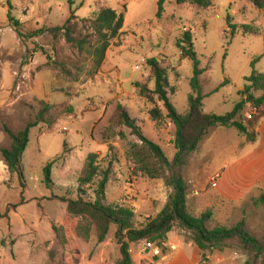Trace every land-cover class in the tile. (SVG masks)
<instances>
[{
    "label": "rangeland",
    "instance_id": "obj_1",
    "mask_svg": "<svg viewBox=\"0 0 264 264\" xmlns=\"http://www.w3.org/2000/svg\"><path fill=\"white\" fill-rule=\"evenodd\" d=\"M157 1L71 0L69 6L68 0H0V149L11 143L3 127L18 133L37 121L42 104L49 106L47 119L54 121L50 126L38 123L30 130L21 160L23 178L11 175L0 155V264H115L121 259L114 225L101 243L94 226L85 239L76 231L80 222L67 218L66 206L58 200L78 198L77 180L89 154L97 155L99 170L92 185L83 188V199L94 200L101 173L109 168L106 204L132 209L136 228L162 210L171 193L164 181L169 173L119 123L116 106L120 104L142 134L159 145L169 161L173 159L172 121L165 117L162 103L156 97L141 96L135 84L153 89L147 61L157 59L167 73L171 105L178 115L187 113L192 64L176 47L183 32L192 33L200 67L205 69L203 109L207 113L222 116L234 109L253 60L258 59L255 71L264 75V9L255 8L249 0H212L207 9L166 0L158 18ZM123 5V28L110 42L97 70L84 51L48 32L41 33L62 26L73 11L77 18L72 22L74 38L90 46L95 37L82 20L91 18L97 6L121 12ZM228 16L231 24H248L259 33L244 34L238 29L231 37ZM142 59L146 64L136 70ZM69 107L74 114L66 113ZM155 108L162 114L157 121L149 115ZM218 130L209 144L213 154L206 153L205 135L177 170L187 186L188 212L199 217L210 211L209 230L244 221L246 231L264 243V209L254 207L250 199H215L211 192L216 173L241 151L242 136L237 130ZM48 163L52 164L51 188L43 184ZM142 165L156 177L141 174ZM201 189L204 195L194 194ZM190 242L187 232L173 228L158 247V256L146 247L147 241L130 244L129 255L132 264H158L172 247L185 248ZM200 253L197 264H245L248 260L235 242L212 248L204 257ZM256 264H264V254Z\"/></svg>",
    "mask_w": 264,
    "mask_h": 264
},
{
    "label": "trees",
    "instance_id": "obj_2",
    "mask_svg": "<svg viewBox=\"0 0 264 264\" xmlns=\"http://www.w3.org/2000/svg\"><path fill=\"white\" fill-rule=\"evenodd\" d=\"M165 1H157L158 18L164 12ZM249 2L257 9H264V0H249ZM176 3L177 5L188 4L207 9L211 7L212 0H176ZM68 5H72L71 0H68ZM123 12H125V5L122 6L121 12L106 6H97L96 11L91 14V18L82 20V22L88 23L95 37L94 43L90 46H87L82 40L74 38L76 26L72 22L77 18L73 11H70V16L62 26L40 30L39 32H48L54 38H62L66 43L74 45L80 51H84L87 57L91 58L92 67L97 70L104 61L110 42L120 35L119 32L123 28L124 22ZM6 17L10 20L8 12ZM230 20L231 17L228 16L226 25L231 37L235 35L238 29H241L244 34L256 35L259 33L256 27L248 24H231ZM176 47L179 49L181 56L192 64V77L189 82L191 93L188 96V110L185 115H178L171 105L166 91L168 86L167 73L157 59L151 58L147 61L153 89L150 90L148 87L135 84L141 96H144L147 100L156 97L162 103L166 111L165 117L171 120L175 127L173 140L175 154L171 161L164 155L159 145L151 142L142 134L136 121L130 118L123 107L120 104L116 106V117L119 123L128 129L131 135L136 137L158 164L169 173L164 181L165 185L171 188V193L162 210L154 218H148L142 226L136 228L132 209L106 204L109 168L101 173V179L93 191L94 200L87 201L83 199V188L92 185L94 178L98 175L99 161L96 154L87 156L84 171L77 180L78 198L75 200L58 198V200L65 204L67 218L77 219L80 222L78 226L76 225V231H80L85 239L88 237L90 226L95 227L99 243L105 240L111 226L116 227L115 239L120 246L121 259L115 264H132L129 255L130 244L147 241L157 248L160 247L173 228L187 232L191 243L203 253V257L212 248H223L227 243L235 242L238 248L248 256L245 264H256L264 254V243L258 242L246 231L244 221H240L231 228L217 227L209 230L206 228V223L211 218L210 211L204 212L199 217L190 215L187 209V186L177 170L186 164L187 156L198 148L204 136L211 129L217 127L234 128L245 136L246 142L255 143V127L264 117V75L255 71L254 64L258 59L253 60L251 62V74L245 78L247 84L239 93L241 99L234 109L222 116L206 114L203 112V100L206 97L203 94V88L206 81L202 79L205 69L200 67V61L194 49L192 33L189 31L183 32L176 40ZM247 106L255 112L249 119L245 120L242 112ZM48 109V105L42 104V110L38 114L37 121L28 123L18 133H13L6 126L3 127V131L11 143L9 148L0 149V155L11 175L16 174L23 178L21 160L29 142L30 130L36 127L38 123L48 126L54 123L52 118L47 119ZM66 113L68 115L74 114V108L69 107ZM149 115L154 121L162 118L161 112L156 108L150 110ZM51 165V163H48L44 169L43 184L47 188H51L53 185L50 179ZM140 171L141 174L150 179L156 177V174L147 165H142ZM250 201L254 207L264 209V193L257 198H252ZM82 221H84V224H81ZM53 230L57 231L55 226H53Z\"/></svg>",
    "mask_w": 264,
    "mask_h": 264
},
{
    "label": "crops",
    "instance_id": "obj_3",
    "mask_svg": "<svg viewBox=\"0 0 264 264\" xmlns=\"http://www.w3.org/2000/svg\"><path fill=\"white\" fill-rule=\"evenodd\" d=\"M248 108L250 107L247 106L242 112V115L247 119L248 115L254 113V110H247ZM203 112L212 114L207 113L204 109ZM218 128L220 127L214 128L216 132L212 135L209 134L211 130L206 134L208 135L206 138L207 154H213L209 144L212 142L213 136L220 131ZM254 131L256 134V141L253 144L246 142L245 136L239 133L242 136L239 142L240 153L235 159L216 173L214 179L215 183L213 182L214 186L211 191L215 199L237 202L240 200H251L264 193V117L255 127ZM201 190H194V194L204 195V190ZM169 240L170 238L168 236V242ZM172 248V251H169V253L164 256L163 260H158V264H197L200 259V251L191 242L185 248L183 246Z\"/></svg>",
    "mask_w": 264,
    "mask_h": 264
},
{
    "label": "built area",
    "instance_id": "obj_4",
    "mask_svg": "<svg viewBox=\"0 0 264 264\" xmlns=\"http://www.w3.org/2000/svg\"><path fill=\"white\" fill-rule=\"evenodd\" d=\"M144 64H146V63H145V60L142 59V60L140 61L139 65H138L135 69H136V70H139L140 67L144 66ZM253 112H255V111H253ZM247 117H248V119H249V118L251 117V114L248 115ZM63 131H67V128H64ZM214 183H215V182H214ZM214 183H213V184H214ZM146 247H147L148 249H151V250L153 251L154 255H156V256L159 255V253H160L159 250H160V249L157 248L154 244L147 243V244H146Z\"/></svg>",
    "mask_w": 264,
    "mask_h": 264
}]
</instances>
